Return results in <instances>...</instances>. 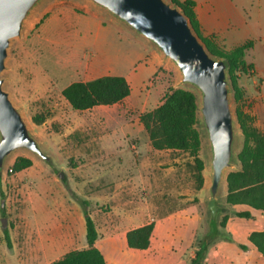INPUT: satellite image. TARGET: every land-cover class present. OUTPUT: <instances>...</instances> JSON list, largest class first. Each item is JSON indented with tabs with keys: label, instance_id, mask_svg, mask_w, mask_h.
<instances>
[{
	"label": "rangeland",
	"instance_id": "374dc122",
	"mask_svg": "<svg viewBox=\"0 0 264 264\" xmlns=\"http://www.w3.org/2000/svg\"><path fill=\"white\" fill-rule=\"evenodd\" d=\"M244 2L254 30L261 33L244 56L246 62H255L259 70L252 67L238 74L237 82L243 91L239 103L233 99L227 74L238 133L237 152L242 139L235 115L237 105L261 132L264 114V0ZM60 9L78 16L95 12L104 29L97 32L85 24L67 30L63 21L54 17L44 25L50 16L62 15ZM101 75L124 76L130 84V94L113 105L83 111L72 109L61 95L69 83ZM1 77L63 175L59 178L22 150L8 159L0 175V264H47L38 249L40 239L46 232L56 234L64 210L73 217L78 213L84 218L81 199L88 201L87 210L99 228L100 239L104 238L108 222L118 229L130 227L127 222L137 219L156 223L178 208L201 213L203 236L208 234L204 204L208 165L199 119L202 185L193 157L181 150L153 148L139 119L141 113L160 104L174 88L190 89L197 97L194 89L180 83L177 69L151 45L79 0H46L29 19L21 36L12 40L7 70ZM18 156L29 157L32 164L14 172L11 166ZM237 167L238 164L234 169ZM225 194L223 187L219 221L231 206L225 202ZM114 233L118 237L120 230ZM223 234L220 227L214 238ZM60 249L64 252L82 246L65 244ZM144 254L141 251L142 257Z\"/></svg>",
	"mask_w": 264,
	"mask_h": 264
},
{
	"label": "water",
	"instance_id": "95a60500",
	"mask_svg": "<svg viewBox=\"0 0 264 264\" xmlns=\"http://www.w3.org/2000/svg\"><path fill=\"white\" fill-rule=\"evenodd\" d=\"M46 0H0V175L11 155L22 150L62 178L54 155L35 134L4 87L9 47ZM117 21L159 52L178 71L180 83L197 92L198 119L206 140L208 185L204 204L208 234H218L227 171L238 164V133L230 99L227 64L212 55L179 6L168 0H79Z\"/></svg>",
	"mask_w": 264,
	"mask_h": 264
},
{
	"label": "trees",
	"instance_id": "16d2710c",
	"mask_svg": "<svg viewBox=\"0 0 264 264\" xmlns=\"http://www.w3.org/2000/svg\"><path fill=\"white\" fill-rule=\"evenodd\" d=\"M180 7L188 18L190 26L212 55L223 58L227 64L233 99L236 103L243 97L238 85L239 73L248 72L253 67L244 60L246 51L254 45V40L226 49L214 35L203 36L194 10V0H169ZM130 94V84L122 75H101L89 80H76L61 90V95L72 109L83 111L99 105H113ZM198 103L196 94L187 88L177 87L166 94L160 104L139 115L140 121L155 149L181 150L188 152L194 159L198 170L199 184L203 183L201 171L204 162L198 157L201 146L200 132L197 129ZM236 121L241 132V144L237 152L238 167L226 175L225 202L229 205L243 204L259 210L264 215V133L253 127L250 118L238 107L235 109ZM32 164L26 156L14 159L11 170L16 172ZM85 221L87 247L66 252L58 259L47 264H107L101 251L94 245L98 233L96 225L87 210L88 201L81 199ZM242 218L252 217L249 210L234 211ZM228 215L224 213L219 221L225 227ZM154 222H147L126 232V243L134 249H146ZM8 241V235L5 234ZM248 240L264 257V230H253ZM210 239V240H209ZM211 238L209 234L197 241V248L189 264H202ZM246 249L245 244H239Z\"/></svg>",
	"mask_w": 264,
	"mask_h": 264
},
{
	"label": "crops",
	"instance_id": "0c3cea01",
	"mask_svg": "<svg viewBox=\"0 0 264 264\" xmlns=\"http://www.w3.org/2000/svg\"><path fill=\"white\" fill-rule=\"evenodd\" d=\"M194 2L201 34L214 35L226 49L246 40L260 38L261 31L254 30L247 11L248 5L244 0H194ZM58 12H62V15L50 16L44 21V25L54 17L63 21L67 30L85 24L92 26L97 32L104 29L101 17L95 12L88 11L80 16L66 9H60ZM247 62L252 63L255 70H259L255 62ZM261 129L264 132V114ZM239 210H249L252 217L236 216L234 211ZM224 213L228 215L225 227L222 228L224 234L211 240L202 264H264V257L247 238L253 230H264V215L259 210L243 204L231 205ZM145 223L147 222L137 219L135 222H127L130 227L118 229L108 222L102 239L95 223L98 237L94 245L101 251L107 264H189L197 248V241L204 235V216L178 208L154 223L148 248L128 247L126 232ZM118 230L119 238L114 235ZM55 231L56 234L52 235L46 232L40 239L38 249L43 254L45 263L58 259L68 252H61V245L74 246L80 243L82 248L87 247L85 221L78 213L73 217L65 210L62 211L60 223L56 225ZM239 244H245L246 249H241ZM141 251H144V257L141 256Z\"/></svg>",
	"mask_w": 264,
	"mask_h": 264
}]
</instances>
